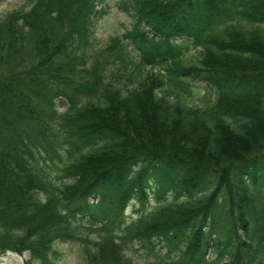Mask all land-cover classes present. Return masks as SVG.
<instances>
[{
	"label": "trees",
	"instance_id": "1",
	"mask_svg": "<svg viewBox=\"0 0 264 264\" xmlns=\"http://www.w3.org/2000/svg\"><path fill=\"white\" fill-rule=\"evenodd\" d=\"M97 2L0 20V253L264 264V0H116L130 25L87 66Z\"/></svg>",
	"mask_w": 264,
	"mask_h": 264
},
{
	"label": "rangeland",
	"instance_id": "2",
	"mask_svg": "<svg viewBox=\"0 0 264 264\" xmlns=\"http://www.w3.org/2000/svg\"><path fill=\"white\" fill-rule=\"evenodd\" d=\"M115 1L116 0H98L97 2L98 8L105 7L106 12L96 21L95 27L93 29V46L88 50L89 58L87 66H89L94 60V57L90 56L96 49L105 46L110 37L115 34L122 33L124 29L130 25V18L125 13L117 9ZM24 4L25 0H0V20L8 12L19 9L23 7ZM197 50L198 49L192 48L189 51V53L185 56L186 62L195 61L197 59ZM63 102L65 101L63 100ZM61 103L62 99L56 100V110L59 112L64 111V107L61 106ZM45 158L47 159V163H49L48 156L45 155ZM54 163L57 164V160H54ZM50 166L52 167L53 171H57V168L53 165V163L50 162ZM155 203V198L153 196L151 197L150 195L149 200L145 201L143 209H150L154 207ZM140 207L141 203L131 202L126 209L127 219L133 218L134 209H138ZM54 246L60 252L59 256L54 260V264H86L83 243L69 241L55 243ZM141 253H143V251ZM27 260H29V254L27 252L23 254L14 252L0 253V264H26ZM133 260L138 264H145L147 262L144 255L134 256ZM30 264L37 263H34V261L32 260Z\"/></svg>",
	"mask_w": 264,
	"mask_h": 264
}]
</instances>
